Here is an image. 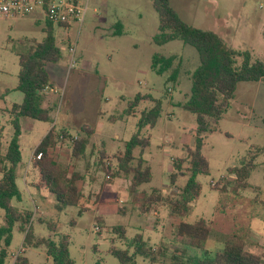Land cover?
Returning <instances> with one entry per match:
<instances>
[{
    "label": "rangeland",
    "instance_id": "rangeland-1",
    "mask_svg": "<svg viewBox=\"0 0 264 264\" xmlns=\"http://www.w3.org/2000/svg\"><path fill=\"white\" fill-rule=\"evenodd\" d=\"M170 4L187 24L213 31L233 49L249 52L253 60L264 62V0H170ZM45 25L39 14L0 18V127L5 147L13 136L12 118L7 110L22 102V93L16 90L18 54L25 53L32 41L44 40ZM159 25L151 0H90L80 32L78 25L69 29L54 26L56 44L61 51L60 60L47 65L52 88L56 90L54 124L67 128L72 136L85 125L95 131L87 150L89 166L87 160L78 164V171L89 176L88 183L78 185L86 193L88 210L79 214L77 207H66L59 212L51 194L45 192L44 199L35 195L22 178L18 179L21 202L14 201L13 205L33 213L31 224L36 238L56 240L57 233L68 235L69 255L75 264H119L111 255V248L127 249L138 234L152 247L163 245L171 254L180 249L187 256L200 258L205 251H221L226 236L238 235L245 239L248 251L264 257V155L256 158V167L248 179L251 187L240 195L232 193L229 183L233 180L228 174L230 167L239 166L242 159L264 146V84L261 82L240 83L216 131L204 136L202 154L209 162L210 172L197 176L202 191L190 205L188 215L171 216L167 205L160 206L157 218L154 214L140 213L143 198L154 190L163 196L178 197L190 176L189 163L183 164L184 174L179 173L172 185L173 161L186 159L187 149H194L197 128L195 115L179 103L190 97L192 74L199 66L198 53L180 40L156 45L154 37ZM71 49H75L74 53ZM155 55L174 56L173 67L163 75L156 74L152 70ZM174 72L176 82H168ZM138 94L160 100L162 112L153 128L147 126L140 131L142 136L150 138L142 158L151 171V180L139 188L132 201L131 180H108L95 163L102 145L110 156L122 153L125 143L138 132L142 112L155 105L154 101L145 99L134 114H127ZM50 127V123L29 118L20 120L18 170L25 176L30 169V158ZM63 145L69 155L70 143ZM135 155L139 157L138 149ZM218 184L227 188L226 193L213 189ZM89 190L99 192L100 204H95L93 197L88 199ZM97 218L103 222L98 223ZM200 219L207 221L212 229L203 249L192 247L187 241L173 242L175 224ZM50 224L56 225V233L50 232ZM5 225V212L0 209V227ZM116 226L125 227V239L114 232ZM12 234L5 264H13L11 255L22 249L30 264H52L43 247L24 245L21 223L14 225ZM130 253L133 254L132 249ZM135 260L136 264H152L139 255Z\"/></svg>",
    "mask_w": 264,
    "mask_h": 264
},
{
    "label": "trees",
    "instance_id": "trees-1",
    "mask_svg": "<svg viewBox=\"0 0 264 264\" xmlns=\"http://www.w3.org/2000/svg\"><path fill=\"white\" fill-rule=\"evenodd\" d=\"M159 16V29L154 37V43L163 46L169 42L180 40L193 47L199 56V66L192 74L190 97L179 105L196 117V135L194 149H187L186 159L173 161L174 172L170 175L171 184L175 185L179 173H183V164L189 163V179L181 189L178 197L163 196L158 191L145 195L140 206L141 214L156 212L162 205L170 208L172 216L185 218L190 205L195 202L202 191L201 184L197 181L198 175H209L208 160L202 154L204 136L217 129L219 121L227 112L231 100L235 98L238 85L243 82H261L264 84V62L260 59L253 60L249 52L233 49L217 33L203 30L184 22L170 4V0H151ZM45 38L42 42L32 41L25 53L18 54L19 73L16 90L23 94L20 104H13L8 113L11 115L13 136L5 147L2 141L3 128L0 127V209L5 212L6 225L0 227V264H5L10 255V245L13 238V227L21 223L25 231L24 245L28 247H43L52 264H75L69 255V236L57 233V239L36 238L31 224L33 213L29 210L19 209L13 202H21V190L17 183L18 167L21 163V151L18 144L21 134L20 120H32L53 124L52 109L44 108V92L49 89L51 79L47 65L57 63L61 58L60 48L56 44L54 25L46 22L43 28ZM120 34V31L117 32ZM241 60V61H240ZM175 57L155 55L152 70L163 75L174 64ZM177 73L168 77V82H176ZM145 99L155 102L150 110L142 112L138 122V132L125 143L122 153L110 156L104 149L98 150L95 166L108 178H129L131 180L129 192L136 194L139 188L150 182L151 171L142 158L143 153L150 145V138L141 135V130L147 126L153 128L162 112V102L150 96L138 94L130 103L127 114L135 113L139 103ZM94 128L88 125L81 127L80 132L74 137L66 128H58L54 124L46 136L37 146L34 153H42V157L33 163L40 174V187L46 189L56 200V209L61 212L66 207H77L79 214L87 211V197L78 187L84 180V175L79 171H69V166L59 162L54 155L58 145L70 143V157L74 164L79 161L88 162L87 150L94 135ZM140 151L139 157L135 155ZM259 155H264V146L256 149L248 158L241 160L239 166L228 169L232 178L231 190L234 195L251 187L248 179L255 169V160ZM114 163L115 166H113ZM215 190L226 193L227 188L215 185ZM89 199V198H88ZM98 218L97 221L101 222ZM74 224V222H72ZM28 228L26 229V227ZM50 232L56 233V225L48 226ZM114 232L125 239V227L116 226ZM173 242L176 244L187 241L190 246L203 249V246L212 232L210 224L204 219L194 223L180 222L174 225ZM133 250V254L130 253ZM119 264H136L135 256L139 255L149 259L152 264L157 262L169 264H263V256L254 254L246 249V241L238 235H229L224 239V248L219 252L205 251L203 257H190L184 251L176 249L170 253L166 246L152 247L143 236L136 235L128 244V248L110 250ZM13 264H30L22 253L18 254Z\"/></svg>",
    "mask_w": 264,
    "mask_h": 264
},
{
    "label": "built area",
    "instance_id": "built-area-1",
    "mask_svg": "<svg viewBox=\"0 0 264 264\" xmlns=\"http://www.w3.org/2000/svg\"><path fill=\"white\" fill-rule=\"evenodd\" d=\"M89 3L90 0H0V18L39 14L46 22L64 29L78 25L80 32ZM41 157L42 153H34L30 163Z\"/></svg>",
    "mask_w": 264,
    "mask_h": 264
},
{
    "label": "crops",
    "instance_id": "crops-1",
    "mask_svg": "<svg viewBox=\"0 0 264 264\" xmlns=\"http://www.w3.org/2000/svg\"><path fill=\"white\" fill-rule=\"evenodd\" d=\"M52 85V84H51ZM53 86H51L49 89H47L45 92H44V94H45V96H44V102H43V107L44 108H51V109H53V107L55 106V97H54V93L56 92V90L54 91V88H52ZM54 91V92H53ZM22 100H23V94H22ZM52 112H53V110H52ZM53 117V116H52ZM54 125V123L53 124H51V127H50V129L52 128V126ZM56 125V124H55ZM56 127H57V125H56ZM58 128H65V127H58ZM49 129V130H50ZM67 129V128H66ZM49 132V131H48ZM75 137V136H74ZM93 137V136H92ZM92 139V138H91ZM69 142H67V144H68ZM65 146L63 145H58L54 150H52L51 152H52V154L54 155V157L59 161V162H61V163H63V164H65V165H67V166H69V171L70 172H72V171H74V170H76V171H78V164H79V162L78 163H76V164H74L73 163V161H71V157H70V154L68 155L67 153H66V150H65V148H64ZM102 149H104V146L102 145ZM99 150H101V149H99ZM71 153V152H70ZM30 160H31V158H30ZM29 164H30V169L28 170V172H27V174H26V176L24 175V174H22L21 173V171L20 170H18V178H17V183H18V179L19 178H22L23 180H24V184H25V186H26V188L27 189H32L36 194L35 195H37V196H40L41 198H43L44 199V193L45 192H47V193H49L46 189H44V188H41L40 187V174H39V172H38V170L36 169V168H34L33 167V163H30L29 162ZM86 166H88V165H86ZM72 168V169H71ZM1 174V173H0ZM83 175H84V180L83 181H81V182H79V183H83V184H86V183H88V181H89V176L87 175V173H82ZM2 175V174H1ZM91 180H93V178H90ZM116 179H118V178H116ZM79 183H78V185H79ZM106 189H104L103 190V193H104V191H105ZM82 191V190H81ZM84 192V191H83ZM87 193H88V198L89 199H92V197H93V199L95 198V204H100L101 203V201L99 200H97L98 198H97V196L99 197V192H97V193H95L94 191H87ZM102 193V194H103ZM138 193V192H137ZM136 193V194H137ZM50 194V193H49ZM84 194L86 195V193L84 192ZM136 194H131L130 193V195H131V199H132V201H133V199H135L136 197H137V195ZM52 195V194H51ZM53 196V195H52ZM54 197V196H53ZM55 199V198H54ZM34 201V200H33ZM19 209H21L19 206H17ZM159 209H160V207L157 209V211L156 212H152V213H145V214H143V215H149V214H154L155 216H156V218L159 216ZM141 213V212H140ZM172 216V215H171ZM98 219V218H97ZM101 219V218H100ZM100 221H98V223H99ZM103 222V220H101V223ZM178 224V223H177ZM177 224H175V225H177ZM173 231V230H172ZM172 234H173V232H172ZM172 240H173V238H172ZM20 253H23V249L19 252V253H17V254H12L11 256H12V260H13V263H14V261H15V259H16V257H17V255L18 254H20ZM45 254H46V252H45ZM47 256V255H46Z\"/></svg>",
    "mask_w": 264,
    "mask_h": 264
}]
</instances>
